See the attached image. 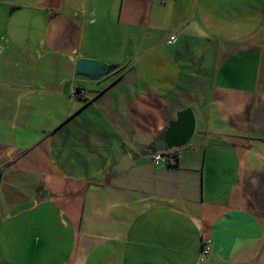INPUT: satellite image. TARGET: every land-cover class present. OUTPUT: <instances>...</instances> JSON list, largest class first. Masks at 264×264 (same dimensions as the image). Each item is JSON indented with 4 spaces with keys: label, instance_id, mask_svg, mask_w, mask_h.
<instances>
[{
    "label": "crops",
    "instance_id": "crops-1",
    "mask_svg": "<svg viewBox=\"0 0 264 264\" xmlns=\"http://www.w3.org/2000/svg\"><path fill=\"white\" fill-rule=\"evenodd\" d=\"M0 264H264V0H0Z\"/></svg>",
    "mask_w": 264,
    "mask_h": 264
},
{
    "label": "water",
    "instance_id": "water-1",
    "mask_svg": "<svg viewBox=\"0 0 264 264\" xmlns=\"http://www.w3.org/2000/svg\"><path fill=\"white\" fill-rule=\"evenodd\" d=\"M104 68L98 62L89 59H79L76 62L75 73L84 76L89 81H96L104 75ZM194 132V116L190 109L179 111L175 115V119L168 121L164 134L152 141L145 151L148 154L158 151H166L172 148H180L185 145ZM131 167V160L128 154H120L116 163L112 164L106 175V180L121 176L128 172ZM38 198L42 199L46 191L37 189Z\"/></svg>",
    "mask_w": 264,
    "mask_h": 264
},
{
    "label": "built area",
    "instance_id": "built-area-1",
    "mask_svg": "<svg viewBox=\"0 0 264 264\" xmlns=\"http://www.w3.org/2000/svg\"><path fill=\"white\" fill-rule=\"evenodd\" d=\"M175 39V35L172 34L169 36L168 40H167V44H172L173 41ZM70 94L73 96H78V95H83L84 94V90L82 89H71ZM152 163L153 164H165L168 166H174L177 164V157L175 154L174 149H168L166 151H158V152H154L152 154ZM208 244L209 241H206L203 246H202V253L205 254L208 251Z\"/></svg>",
    "mask_w": 264,
    "mask_h": 264
}]
</instances>
